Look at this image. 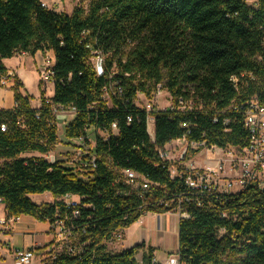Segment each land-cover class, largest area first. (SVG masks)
Segmentation results:
<instances>
[{
  "label": "trees",
  "instance_id": "16d2710c",
  "mask_svg": "<svg viewBox=\"0 0 264 264\" xmlns=\"http://www.w3.org/2000/svg\"><path fill=\"white\" fill-rule=\"evenodd\" d=\"M93 49L106 55L102 75L90 60ZM49 50L55 55L51 98L42 91L41 104L34 107L14 74L15 104L0 108V201L8 218L29 214L53 222L63 209L61 196L80 197L74 226L84 244L81 254L59 252L45 264H137L144 243L112 253L105 241L144 212L169 209H139L142 199L117 181L114 168L144 174L159 184L155 193L161 196L163 188L177 183L158 154L172 139L187 135L208 145L246 143L243 115L229 106L252 96L264 102V0H92L87 11L77 6L71 13L41 0H0V86L9 72L5 58ZM163 81L174 98H194L197 107L147 112L135 105L138 92L150 95ZM110 84L122 89L111 106L103 98ZM53 105L75 109L65 128L71 141L94 127L93 178L42 156L58 141ZM148 116L155 119L154 138ZM35 152L41 155H25ZM47 191L55 198L51 203L38 204L29 196ZM191 211L178 224L179 264H264V191L249 187L216 208ZM153 258L149 247L144 264H160Z\"/></svg>",
  "mask_w": 264,
  "mask_h": 264
},
{
  "label": "built area",
  "instance_id": "2783aa9c",
  "mask_svg": "<svg viewBox=\"0 0 264 264\" xmlns=\"http://www.w3.org/2000/svg\"><path fill=\"white\" fill-rule=\"evenodd\" d=\"M245 1L249 4H257L258 2V0ZM43 4L46 5L45 3ZM87 32L88 31L84 32V35ZM105 59L106 55L101 50H92L90 60L96 65V72L98 75L104 73ZM54 64L53 61L51 68L43 70V81L47 83L54 82ZM232 79L236 81V77H232ZM163 92L169 95V102L161 109H155L154 106L150 104L146 107H142L138 104L139 94L149 97V95L144 92L137 93L134 103L138 108L144 109L147 112L167 109L172 111H187L197 107V102L194 98L186 101L181 96L174 98L166 88L165 81L158 82L151 90V94L156 93L158 96ZM121 94L122 89L119 86L117 87V85L114 86L110 84V86H105L103 88V98L109 106L112 105L113 96H120ZM46 97L51 98L50 96ZM56 107L65 108L61 105H53L54 113L56 112ZM229 108L243 115V125L248 131L246 143L243 145L227 146H218L216 144L208 145L205 140H189L187 135L172 139L163 147L158 148V154L163 161L161 166L169 171L170 178L177 181V183L172 188H163V194L161 196H156L155 193V187L159 186V184L154 183L144 174L132 169L114 168L117 174V181L122 180L129 186L130 191L133 190L139 198L142 199L137 206L139 209L149 205L168 208L169 211L166 213L172 212L176 214L179 224L180 220L189 219L191 217V210L194 207L216 208L225 202L228 195L245 191L249 187L264 191V102H260L257 96H252L242 104H238L235 101ZM73 110L74 113H76L75 109ZM128 119L131 120L130 117ZM151 119L154 120L153 132L155 133V119L153 116H148V127L149 120ZM213 119L214 122L217 121V118ZM94 130L92 126L87 127L85 131L72 139L74 146L79 151L76 152V158L79 164L73 168V171L84 179L93 178L97 169L98 156L95 152L91 151L95 145V141L93 144L88 145L90 131ZM149 134L151 133L149 132ZM173 142L183 146L181 150L182 153L177 161H172L170 152L167 148V146ZM202 151L210 152V154L219 153V155L208 157L203 163L198 164L195 155L197 152ZM188 152L194 153H191L189 156ZM184 153L185 155L182 157ZM56 160L59 159L53 156L49 161L54 162ZM61 163L68 166L63 162ZM157 166H159V164H157ZM59 200L62 202L63 209L60 208L57 210L55 220L51 222V233L57 245V251L54 253L53 257H56L59 252H65L68 255L76 256L81 254L84 246V244H78L75 240H72V238L77 235L74 221L81 215L80 197L74 194H65L61 196ZM146 213L148 212H144L143 216ZM156 214L161 215V213ZM222 215L225 216L226 214L223 213ZM6 223L7 221L5 220L2 222L4 226ZM84 229L85 228H83L82 232H85ZM123 235V228H119L112 232L110 238L121 240ZM3 245H5V243L0 240V248ZM12 254L18 264H27L35 257L36 252L33 248H14ZM168 257L169 258L164 262H159L154 257L153 262L160 264H179L178 254L175 255V257Z\"/></svg>",
  "mask_w": 264,
  "mask_h": 264
},
{
  "label": "rangeland",
  "instance_id": "374dc122",
  "mask_svg": "<svg viewBox=\"0 0 264 264\" xmlns=\"http://www.w3.org/2000/svg\"><path fill=\"white\" fill-rule=\"evenodd\" d=\"M45 3L49 8L56 9L57 11H65L67 13H71L73 9L77 6H81L85 8L87 11L91 4L92 0H41ZM42 52L37 51L35 54H30L28 52H18L16 55L12 57L5 58L4 64L8 68V76L7 78H3V87L7 88L8 85L11 84L13 86L15 84L13 75L19 77V79L23 83V87H21V92L23 94L30 95L31 104L35 107L41 104V96L42 91H45L46 96H50L51 91H49V84L46 81L42 80V72L44 69H49L52 67L54 57L52 51L50 52ZM95 70L96 65L93 64ZM1 87V86H0ZM169 95L166 92H163L161 95H156V93H152L149 97H146L143 94H139L138 104L142 107H146L148 104L154 106L155 109H161L169 102ZM15 100V98H14ZM12 102H7L4 99L5 108H8ZM15 104V101H14ZM2 106V105H1ZM0 106V108H2ZM14 106V105H13ZM9 109V108H8ZM56 125L58 129V141L52 146L51 150L42 155L44 158H51L54 156L56 159H59L61 162L68 165V167L74 168L78 166L77 162V154L79 152L77 148L74 146L73 142L65 137V128L72 116L74 115V110L71 107L60 108L56 107ZM151 122V123H150ZM153 129V130H152ZM152 131V132H151ZM154 120H149V132L150 136L154 137ZM101 135H106L103 132H99ZM96 133L94 131H90L88 145L94 143ZM170 157L172 161H177L179 156L181 155V150L183 148L182 145H178L176 142H173L167 146ZM84 151V150H83ZM191 153L188 152L189 156ZM34 153L25 154L26 156H31ZM36 155H41L39 153H35ZM219 155L210 154V152H197L195 158L198 160V164L203 163L206 158L214 157ZM47 156V157H45ZM53 195L50 192L38 193L37 195L31 197L34 202L38 200H53ZM151 214V213H150ZM148 216V215H147ZM147 216H145L147 218ZM161 217L164 218L163 226H159L158 221L154 220L152 225L149 226L147 223L138 224L139 222L135 221L129 227L127 232L123 235L121 240H116V238H109L105 241V245L108 251L112 253H116L121 251L124 248H130L135 245L136 242L139 241V235L141 231H146V233L150 234V239L153 241L155 248L154 253L156 255V259L159 262L166 261L168 256L177 255L179 250V231L178 228L174 229L176 223H178V217L174 213L161 214ZM175 223V224H174ZM178 226V224H177ZM76 243L79 244V236L78 234L72 238ZM147 252V249H139L136 253V261L137 264H144L143 256L144 253ZM155 257V256H154Z\"/></svg>",
  "mask_w": 264,
  "mask_h": 264
},
{
  "label": "crops",
  "instance_id": "0c3cea01",
  "mask_svg": "<svg viewBox=\"0 0 264 264\" xmlns=\"http://www.w3.org/2000/svg\"><path fill=\"white\" fill-rule=\"evenodd\" d=\"M51 52V51H50ZM54 63H55V55L54 52ZM49 84V91H51L50 97L54 93V85L53 83ZM11 84L8 85L7 88L0 87V106L5 108L4 99L7 102H12L8 108H12L14 105V91L11 89ZM38 105L37 107H39ZM35 107V106H34ZM75 114V113H74ZM74 115L72 116V118ZM71 118V119H72ZM38 153V152H35ZM34 153V154H35ZM33 154V155H34ZM37 194H30V197H33ZM53 200H38L36 203H46L53 202ZM151 213V212H150ZM146 213L142 216L137 222L138 224L147 223V225L151 226L153 221H158L159 226H163L164 218L161 215L156 213ZM168 214V213H163ZM148 215V216H147ZM147 216V218L145 217ZM7 221L6 225L2 224L3 221ZM175 224V223H174ZM178 223L175 224L174 229H176ZM128 228H124V234L127 232ZM139 241L135 243L140 244L144 243L145 247L143 249H148L149 247L155 248V245L152 239H150V234L146 233V231H141L139 235ZM0 240L5 243L0 248V264H18L15 260L12 251L14 248H33L36 252L35 257L28 262L27 264H45L49 259L54 258L53 255L57 251V245L53 240V236L51 233V222L49 220L42 221L37 219L36 217L23 214L17 218H8L5 204L0 201ZM127 249V248H124ZM123 250V249H122ZM156 258V255L154 253Z\"/></svg>",
  "mask_w": 264,
  "mask_h": 264
},
{
  "label": "water",
  "instance_id": "95a60500",
  "mask_svg": "<svg viewBox=\"0 0 264 264\" xmlns=\"http://www.w3.org/2000/svg\"><path fill=\"white\" fill-rule=\"evenodd\" d=\"M185 153L182 155V157H184Z\"/></svg>",
  "mask_w": 264,
  "mask_h": 264
},
{
  "label": "bare ground",
  "instance_id": "6f19581e",
  "mask_svg": "<svg viewBox=\"0 0 264 264\" xmlns=\"http://www.w3.org/2000/svg\"><path fill=\"white\" fill-rule=\"evenodd\" d=\"M151 123V122H150ZM148 130H149V127H148ZM153 130V129H152ZM152 132V131H151Z\"/></svg>",
  "mask_w": 264,
  "mask_h": 264
}]
</instances>
